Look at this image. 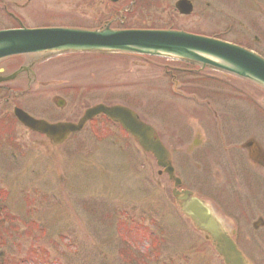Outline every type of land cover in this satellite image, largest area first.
Masks as SVG:
<instances>
[{
	"label": "rangeland",
	"instance_id": "obj_1",
	"mask_svg": "<svg viewBox=\"0 0 264 264\" xmlns=\"http://www.w3.org/2000/svg\"><path fill=\"white\" fill-rule=\"evenodd\" d=\"M175 1L0 0V27L20 21L27 27L95 29L115 17L114 27L216 35L264 56V0H190L188 15L174 9ZM4 6L18 20L7 19ZM65 58L43 69L56 78L65 106L58 108L51 93H43L23 100V108L56 121L76 119L97 103L130 107L170 152L180 188L207 201L218 186L209 179L215 165L228 181L230 175L226 165L213 161L210 168L212 156L199 150L208 146L199 148L198 142L225 113L240 117L228 126L238 130V140L255 137L264 145V87L252 81L208 69L215 82L201 80L199 89L185 93L162 68L178 62L165 58L123 53ZM216 85L221 93L214 92ZM5 121L0 122V264H224L180 212L173 183L158 174L154 157L109 120L96 118L57 146L11 117ZM263 201L258 198L257 204ZM231 234L249 264H264V230Z\"/></svg>",
	"mask_w": 264,
	"mask_h": 264
},
{
	"label": "water",
	"instance_id": "obj_2",
	"mask_svg": "<svg viewBox=\"0 0 264 264\" xmlns=\"http://www.w3.org/2000/svg\"><path fill=\"white\" fill-rule=\"evenodd\" d=\"M174 7L183 15H188L192 11L190 0H177ZM31 51H117L179 57L229 71L264 86V59L262 57L231 43L180 30H115L109 28V25L95 30L69 27L32 29L22 27L0 30V57ZM58 104L62 105V102ZM100 113L118 122L144 151L153 154L157 165L164 168L169 178L174 181V185L179 184V179L173 176L168 152L155 137L153 129L139 121L127 107L96 104L87 108L77 123L56 124H49L44 120L30 117L21 109L14 110L16 118L24 126L44 133L54 143L63 142L69 133L81 129L87 120ZM177 194L173 190V195ZM177 199L181 201L180 210L192 220L195 226L210 235L216 252L223 257L226 264H247L245 258L202 201L191 196L187 191H184L183 195L178 196Z\"/></svg>",
	"mask_w": 264,
	"mask_h": 264
},
{
	"label": "flooded vegetation",
	"instance_id": "obj_3",
	"mask_svg": "<svg viewBox=\"0 0 264 264\" xmlns=\"http://www.w3.org/2000/svg\"><path fill=\"white\" fill-rule=\"evenodd\" d=\"M2 14L7 19L18 20L13 16L14 14L6 9V6L3 7ZM21 25L20 21H18L13 26H2L0 29L17 28ZM67 55L57 56L56 54H48L43 56L42 53L32 52L1 57L0 122L3 121L2 123H4L6 119H10L15 108L25 110L21 102L26 98L31 96L36 97L43 93H51L52 101L58 96L62 97L57 92L56 78L52 79L49 73L43 69L46 66L56 65L58 62L66 60L65 56ZM178 63H176L177 66L165 64L162 68L176 86L179 85L184 88L182 89L185 93L191 92L192 89L195 91V88L199 86L197 84L201 80L208 83L211 82L210 79H213L211 75L208 76L207 72H205L207 70L205 67L191 62H180L183 65H178ZM213 90L214 92L221 93V89L217 85L213 87ZM193 97L196 98V95L193 94ZM202 99L207 103L209 102V98L207 97H203ZM26 112L29 113L28 111ZM215 118L218 119V116H215ZM237 118L240 117L234 116L232 112L225 113L220 118L218 126L213 125L210 131H207L208 133L203 134L205 138L202 137L198 142L200 143L199 148L202 144H207L208 146L206 148L201 147L199 150L202 153H206V155L212 156L210 168L214 161L218 165H226V169H224H228L227 171L230 175L229 181H231L230 186H233L232 189L227 186L229 181L224 176L223 169L218 173L217 164L214 163L216 164L214 175L213 177L211 175L209 179L213 183H217L218 186L214 189L216 192L214 194L211 193V199L210 197L208 199L212 201L210 205L213 211L220 218L223 227L231 237H233L232 231L242 228L264 230V201L260 206L257 204L258 198L264 200V145L255 137H242L243 139L238 140V130L228 129L230 124L233 126V122H237ZM216 119L214 120L217 121ZM74 120H77V118L73 120L68 118V120L64 119L63 121ZM258 135L260 138L262 134L259 133ZM196 161L198 162L196 164H203L202 167L204 166V162L200 157H197ZM226 181L228 182L223 183ZM225 189L226 191H224ZM237 190H239L240 194L236 192ZM233 240L235 241L234 238Z\"/></svg>",
	"mask_w": 264,
	"mask_h": 264
}]
</instances>
